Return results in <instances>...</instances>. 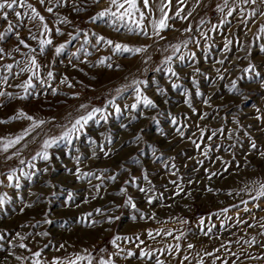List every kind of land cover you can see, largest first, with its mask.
<instances>
[{"label":"rangeland","instance_id":"rangeland-1","mask_svg":"<svg viewBox=\"0 0 264 264\" xmlns=\"http://www.w3.org/2000/svg\"><path fill=\"white\" fill-rule=\"evenodd\" d=\"M138 4L0 14V264H264V0Z\"/></svg>","mask_w":264,"mask_h":264},{"label":"snow or ice","instance_id":"snow-or-ice-1","mask_svg":"<svg viewBox=\"0 0 264 264\" xmlns=\"http://www.w3.org/2000/svg\"><path fill=\"white\" fill-rule=\"evenodd\" d=\"M18 0H4V2H0V14L3 15L4 19L7 20V12H4L5 9H9V10H13L14 6L17 4ZM253 3H255V0H252ZM19 3L23 6V0H19ZM110 4L115 6L116 11L113 12L111 10V8L105 10V12H101L100 16L103 17L104 15H110L112 17H115L117 20L124 22L126 19L130 22L136 25L137 28L143 29V25L142 23H140L141 21H143L145 19V15L144 12L141 11V8L138 4V0H123V2H121V0H110ZM125 5H127V7H125ZM28 8H32V5H27ZM143 8L147 9L149 8V0H143ZM120 9H124L123 12L120 11ZM49 11H51V9H49ZM32 12L35 16H39V13H36L35 9H32ZM139 13V21H137L135 19L136 14ZM179 13H177L178 15ZM231 14V13H230ZM17 16L20 15V13H16ZM41 20H43V17H40ZM166 19L167 16L165 14V17L163 19H161L158 23L157 22H153V27L156 28L157 30V34L159 33V30H162L164 28L167 27L166 24ZM262 31H264V29H262ZM144 34L147 35V31H144ZM2 38V37H0ZM99 40H104V37H99ZM21 43H23V41H21ZM41 43H45L44 41H41ZM48 44H51V40L47 41ZM107 44H109L110 46L113 45L112 41H106ZM115 49L117 51H122V52H133V53H139V52H143L146 51V48H135V49H130L127 45H122V44H115L114 45ZM177 50H179L177 48ZM57 52L60 51L59 48L56 49ZM181 59H183V57H181ZM32 65L36 64L35 59L33 58L31 61ZM101 63H103V61H101ZM11 65L8 66L9 70H11ZM23 71H31L30 68H26L23 69ZM169 71H171V69H169ZM173 75H175V73H172ZM49 76H51V73H49ZM136 83H140V82H136ZM175 87V85H174ZM137 92H139V88L136 89ZM4 93H0V95H3ZM140 97L138 96L137 99H139ZM144 103L146 105H150V106H155L153 105L152 101L147 99L146 97L144 98ZM87 105H81V108H86ZM133 108H135V105H132ZM117 111H119V108L116 109ZM100 109H93L92 112L88 113L87 115L84 116H80L79 118L75 119L74 122H71V127H67V130L62 134V136L60 137V139H69L71 138L73 133H78L85 125H87V123L93 119L94 114L96 112H99ZM20 116H23L25 119L28 120H33V118L31 116H25L24 113H20ZM106 119V117H105ZM43 123H45L44 121H33V125L31 129L25 130V132L22 135L17 136L15 139L9 140L7 141L4 150L7 151V148L9 146H14L15 144L20 143L21 140L24 139V137L26 135H29L31 133V131L35 130V128L39 127L40 125H42ZM57 143V139L53 138V139H46L43 142L42 148L43 151L40 153H37L38 156H42L43 159L47 160L49 158L48 156V152L47 149L52 147L54 144ZM253 147H255V145H253ZM35 159V157H34ZM21 163H24V161H21ZM11 176H9V180H11ZM260 196H264V190H262L259 193ZM151 202V201H149ZM0 203H2V200H0ZM133 207H135V205H133ZM149 235H151V233H149ZM21 247H24V245H21ZM191 247V245L189 246ZM38 255V254H37ZM145 255H147L145 253ZM19 259V257H18ZM108 264H111V261L108 262Z\"/></svg>","mask_w":264,"mask_h":264}]
</instances>
